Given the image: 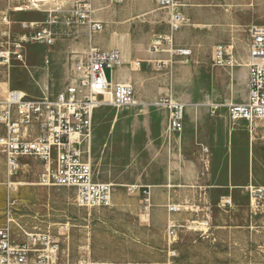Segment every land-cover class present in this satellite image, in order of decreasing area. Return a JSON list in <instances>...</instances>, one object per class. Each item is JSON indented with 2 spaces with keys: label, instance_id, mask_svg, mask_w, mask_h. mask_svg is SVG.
Wrapping results in <instances>:
<instances>
[{
  "label": "rangeland",
  "instance_id": "1",
  "mask_svg": "<svg viewBox=\"0 0 264 264\" xmlns=\"http://www.w3.org/2000/svg\"><path fill=\"white\" fill-rule=\"evenodd\" d=\"M31 1L0 0V44L22 35V21L43 23L53 17L57 20L51 25L55 41L51 46L26 42L24 63H0V100L9 89H20L34 98L55 95L67 83L71 55L80 52L81 44L104 48L110 43L121 57H127H122L121 65L139 101L130 107L95 110L91 163L97 180L114 185L110 207L87 212L74 205L71 190L40 185L39 167L33 159H27L16 176L15 189H9L0 153V227L8 229L10 239L23 241L25 232L32 231L52 236L57 247L53 264H264V190L259 195L250 192L264 189L258 182L233 187L230 204H224L222 197L228 196L229 188L195 183L206 171L203 166L195 180L166 187L164 206L161 201L159 209L151 205L147 212L141 191L130 189L162 182V158L174 159L163 152L168 141L164 142L162 116L151 119L152 114L163 113L155 100L166 96L190 104L209 101L227 113L229 102L223 99L244 96L248 29L264 26V0H180L185 22L173 32L172 45L189 48L188 56L146 51H151L158 36L169 34L167 11L158 8L155 0H56L39 2L36 7ZM77 1L90 4L91 17L102 24L101 32L89 37L87 27L72 17ZM67 19L72 21L69 25ZM6 21L9 39L2 36ZM218 45L231 46L220 63L214 57ZM168 47L163 45V49ZM151 56L168 62L143 60ZM133 59L141 61L139 68L132 66ZM105 75L114 79L115 68L105 69ZM244 122L233 125V137L241 145H246ZM257 144L254 141V149ZM164 171L171 173L167 167ZM152 191L153 201L161 200L159 190ZM169 203L183 209L168 214ZM172 222L176 235L169 242ZM38 262L35 253L28 264Z\"/></svg>",
  "mask_w": 264,
  "mask_h": 264
},
{
  "label": "built area",
  "instance_id": "2",
  "mask_svg": "<svg viewBox=\"0 0 264 264\" xmlns=\"http://www.w3.org/2000/svg\"><path fill=\"white\" fill-rule=\"evenodd\" d=\"M160 9L168 14L169 34L158 36L152 43L151 51H166L170 55L188 56L187 47H173L172 34L185 22L180 0H155ZM36 7V1H31ZM22 9V8H20ZM72 17L84 24L89 37L102 29L100 21L91 17V6L87 2L77 1L72 6ZM71 19L65 21L66 25ZM57 23L56 17L47 22L22 21V35L13 41L0 44V63L10 61L24 63V44L39 42L48 46L55 38L51 25ZM2 33L9 39L10 24ZM248 61L244 101L225 104L227 114L233 121L242 120L248 125L255 121H264V26H251L248 29ZM163 45L169 47L163 49ZM230 45H218L214 57L220 63L229 55ZM73 54V53H72ZM73 56L68 69L67 83L55 95H43L39 98L28 96L20 89L6 90L0 100V124L3 133L0 136V153L4 157L7 185L15 189V178L27 164L23 160L33 159L39 166L38 183L63 187L73 192V203L88 212L94 208L110 207L114 185L99 181L91 163L90 147L93 132L95 110L109 106L114 109L125 108L135 103L134 88L130 83H113L105 75V69L111 70L120 64L122 57L115 47L101 49L89 46L85 53ZM48 60L45 59V63ZM157 63H165L157 60ZM140 60H134L132 66L140 67ZM155 104L167 110L165 138L170 142L182 129L185 103L162 98ZM213 109L218 104H210ZM142 188V189H141ZM131 190L142 193L144 212L150 206L148 186L132 185ZM254 195L263 192V188L250 189ZM224 204H230L229 196L222 197ZM169 213L182 210V206L167 204ZM168 228L167 238L176 233ZM57 247L52 236L39 232L25 233V239L14 242L7 228L0 227V264H28L30 257L37 253L38 264H53Z\"/></svg>",
  "mask_w": 264,
  "mask_h": 264
},
{
  "label": "crops",
  "instance_id": "3",
  "mask_svg": "<svg viewBox=\"0 0 264 264\" xmlns=\"http://www.w3.org/2000/svg\"><path fill=\"white\" fill-rule=\"evenodd\" d=\"M89 46L100 48L98 45L92 43H87L85 45L81 44L80 52H78L77 54L81 55L85 53ZM111 46L112 45L109 43L101 49H107ZM147 52L150 55L156 54L160 56L162 54V52L154 53L149 50ZM122 57L127 59V57ZM143 60L145 62L149 61V63L152 60L157 61V59L154 57L152 58V56L145 57L143 58ZM247 61L248 52L246 50V63ZM246 63L245 81L247 78ZM237 65L240 64L237 63ZM114 68L116 70V75L114 76L115 78L111 80L113 83H130L132 85V83L130 82L131 77L129 74L123 72L121 63L116 65ZM246 93L247 86L244 96L236 98L234 101L233 98H229V100L227 98H224L223 100L226 101V103H239L245 100ZM134 96L135 100H137L135 89ZM162 98L184 102L180 98L165 96L155 100L154 103ZM223 100L220 101L224 102ZM138 101L139 99L137 100V102ZM184 103L186 105L184 109V117L182 120V129L176 138H173L170 142H167L166 146L164 145L163 147V152L169 155L172 154L171 156L174 159H172V161L171 159H169L168 162H166V158H162L160 164L161 170L159 172V176L162 179V182L143 184L145 186H149L150 188V206L153 205L151 206L152 208L159 209V203L161 201H163L162 205L164 206L165 201L168 200V196L166 195L168 194V192H165L166 187L181 186L182 184H184V182L195 180V178L197 177L196 175L198 174L199 170L203 168V166H206V171L201 173L200 180L198 181L197 179L195 183L204 185L206 187L229 188L230 191L225 194L228 195L231 200V189L233 187H238L240 185L241 187H244L246 185H250L252 181L258 182L261 186H264V121H256V124L253 123V125L250 126L246 122L241 120H231L227 115L226 110L223 111L221 105H218L216 109H213L210 104L215 103H211L209 101L201 104H190L189 102ZM160 110H162L163 113L152 114L151 119L153 118L157 120L160 116H162V119L160 120L161 125L164 121V126H166L167 110L164 106L160 108ZM238 122H244L246 124V145L237 143L233 137V125ZM249 127H251V130H249ZM161 129L164 131L165 128ZM165 140L166 138H164V142ZM254 141L258 143L256 149H254ZM26 161V159L23 160V162ZM166 167L168 170H171V173L167 172L166 174V172L164 171ZM244 183L246 184L242 185ZM152 189L159 190L158 194L161 195V200L153 201Z\"/></svg>",
  "mask_w": 264,
  "mask_h": 264
},
{
  "label": "bare ground",
  "instance_id": "4",
  "mask_svg": "<svg viewBox=\"0 0 264 264\" xmlns=\"http://www.w3.org/2000/svg\"><path fill=\"white\" fill-rule=\"evenodd\" d=\"M29 1V0H28ZM33 1H36V2H51V1H56V0H33ZM45 4V3H44ZM18 10H21L20 8H18ZM38 10V9H37ZM53 10V9H52ZM56 10V9H55ZM33 22H36V21H33ZM46 22V21H45ZM103 28V27H102ZM102 31V29L101 30H99V31H97V32H101ZM114 34V33H113ZM116 36H118V35H116ZM128 50H126V52H127ZM130 51V50H129ZM146 51H148V50H146ZM156 52H161V51H156ZM122 56H124V55H122ZM125 57V56H124ZM131 58V57H130ZM134 60V59H133ZM156 62V60H152L151 62ZM166 62H168V60H165ZM147 62H149V61H147ZM130 63V62H129ZM10 65V64H9ZM138 102L135 100V103L134 104H137ZM133 104V105H134ZM132 106V105H131ZM130 107V106H129ZM115 119V118H114ZM113 124V123H112ZM254 124H256V121L254 122ZM251 125H253V124H251ZM112 127V126H111ZM113 129V128H112ZM249 130H251V127H249ZM253 132V131H252ZM147 218H148V216H147ZM82 262V261H81Z\"/></svg>",
  "mask_w": 264,
  "mask_h": 264
}]
</instances>
